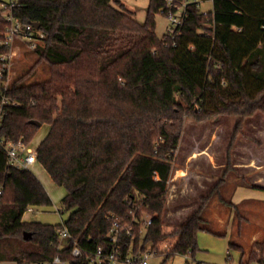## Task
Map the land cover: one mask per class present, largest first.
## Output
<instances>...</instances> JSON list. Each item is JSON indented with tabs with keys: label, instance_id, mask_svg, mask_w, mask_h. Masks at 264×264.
Wrapping results in <instances>:
<instances>
[{
	"label": "trees",
	"instance_id": "obj_1",
	"mask_svg": "<svg viewBox=\"0 0 264 264\" xmlns=\"http://www.w3.org/2000/svg\"><path fill=\"white\" fill-rule=\"evenodd\" d=\"M211 1L207 12L189 3L179 33L163 37L155 14L165 0H150L144 23L122 0L7 3L6 11L44 39L24 48L36 60L8 86L0 135L30 144L40 128L31 120L49 126L37 162L66 190L63 211L70 214L63 223L72 237L61 239L62 223L23 219L28 207L52 199L31 169L9 164L0 147V261L45 264L59 255L71 264H108L99 261L116 251L125 263L168 238L174 241L159 252L162 264L195 255L199 232L212 231L203 215L210 195L170 232L163 229L185 121L264 113V0ZM9 24L0 11V54L9 51ZM75 244L81 257L71 254ZM241 263L264 264V239L253 241Z\"/></svg>",
	"mask_w": 264,
	"mask_h": 264
},
{
	"label": "rangeland",
	"instance_id": "obj_2",
	"mask_svg": "<svg viewBox=\"0 0 264 264\" xmlns=\"http://www.w3.org/2000/svg\"><path fill=\"white\" fill-rule=\"evenodd\" d=\"M8 1L0 0L2 13L7 12L3 4ZM122 2L138 22H145L150 0ZM201 9L212 10V1H202ZM155 20L156 33L163 37L171 29V22L161 10L155 14ZM21 46L16 75L23 65H33L36 60L35 56L24 52V48L33 49L31 45L23 42ZM34 77L31 75L27 80L32 81ZM240 120V116L232 114L214 115L204 121L186 119L173 163L174 173L168 182L163 229L170 232L210 195L203 215L212 231L199 232V250L194 256L190 254L187 258L177 254L166 264H242L253 241L264 239V113ZM48 131L49 126L42 125L32 139V146L37 147ZM31 171L45 186L52 205L34 206L35 212H26L23 219L51 225L62 223L70 214L63 211L65 188L57 185L40 163H35ZM221 198L235 204L239 215L236 207ZM173 241L169 238L161 241L153 249L157 255L152 256L148 264H162L164 256L159 252L168 251ZM231 242L241 245L244 251L230 247ZM0 264L16 262L3 259Z\"/></svg>",
	"mask_w": 264,
	"mask_h": 264
},
{
	"label": "built area",
	"instance_id": "obj_3",
	"mask_svg": "<svg viewBox=\"0 0 264 264\" xmlns=\"http://www.w3.org/2000/svg\"><path fill=\"white\" fill-rule=\"evenodd\" d=\"M165 15L171 22V29L168 33L175 36L179 33L180 29L184 25V19L187 15V6L191 2H195L201 7L202 0H165ZM14 6L15 0H9L4 2L3 7L7 8ZM164 11H162L164 13ZM8 10L6 13H2L4 17L10 22L6 28V41L5 45L9 51L0 54V89H2V97L0 100V130L2 128V121L5 114V106L9 103V98L6 94L8 86L13 78L16 76L15 67L20 63V55L22 54L21 43L25 42L36 48L43 43L44 33L38 30L33 24H25L20 19L13 17ZM18 41H23L18 43ZM31 81L26 80L24 83L29 84ZM16 105V102H12ZM0 147L4 148L7 153L9 164L23 169L29 170L37 162V147L32 146V143L28 144L24 139L18 141H7L0 135ZM1 193V190H0ZM26 212H35L33 207H28ZM25 212V213H26ZM25 215V214H24ZM151 217L146 218V224H151ZM62 240L71 238V233L67 226L62 222V225L57 227ZM111 240L116 241L115 236H111ZM71 254L78 258L82 256V249L75 244ZM156 255V252L150 247L147 251L141 255H133L126 259L125 263L120 261L118 253L112 252L107 254L104 258H101L99 262H108V264H148L149 259ZM190 253L185 254L188 258ZM45 264H71L69 261L62 259L57 255L51 262ZM189 264V263H187Z\"/></svg>",
	"mask_w": 264,
	"mask_h": 264
},
{
	"label": "water",
	"instance_id": "obj_4",
	"mask_svg": "<svg viewBox=\"0 0 264 264\" xmlns=\"http://www.w3.org/2000/svg\"><path fill=\"white\" fill-rule=\"evenodd\" d=\"M37 26H38V25H37ZM30 123H31V124H34V125H36V126H38V127H41V126H42V123H41L40 121H37V120H31Z\"/></svg>",
	"mask_w": 264,
	"mask_h": 264
},
{
	"label": "crops",
	"instance_id": "obj_5",
	"mask_svg": "<svg viewBox=\"0 0 264 264\" xmlns=\"http://www.w3.org/2000/svg\"><path fill=\"white\" fill-rule=\"evenodd\" d=\"M194 212V210L190 213V214H188V216L187 217H185V219H183V221H185L192 213ZM182 221V222H183Z\"/></svg>",
	"mask_w": 264,
	"mask_h": 264
}]
</instances>
